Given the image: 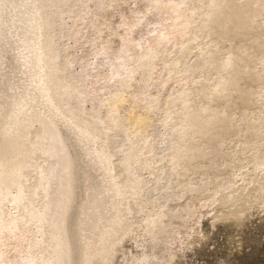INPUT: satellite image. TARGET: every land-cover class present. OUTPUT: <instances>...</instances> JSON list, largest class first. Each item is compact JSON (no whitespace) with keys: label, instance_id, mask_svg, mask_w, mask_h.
Segmentation results:
<instances>
[{"label":"bare ground","instance_id":"6f19581e","mask_svg":"<svg viewBox=\"0 0 264 264\" xmlns=\"http://www.w3.org/2000/svg\"><path fill=\"white\" fill-rule=\"evenodd\" d=\"M140 1L168 23L126 55L125 0H0V264H171L206 209L264 213V0Z\"/></svg>","mask_w":264,"mask_h":264},{"label":"rangeland","instance_id":"374dc122","mask_svg":"<svg viewBox=\"0 0 264 264\" xmlns=\"http://www.w3.org/2000/svg\"><path fill=\"white\" fill-rule=\"evenodd\" d=\"M139 1L140 0H125V3H124V5H126L125 7H128V9L132 11L131 16L133 18L131 17L132 19L131 23L135 22L136 24L139 21L134 27H131L132 29L130 28V30H128L125 33H127L128 35L130 34L129 38L132 37L131 39H135V42H137L138 39H140L141 41V38H142V41H141L142 43L139 42V40L137 42L139 45H141L139 46L140 50L138 51L137 48L129 47L130 49L128 48L127 51H130L131 53L126 52L127 53L126 55H131L132 53L134 54L136 50H137V53L143 52L142 47L144 48L147 47L148 42L150 45L151 41L154 39V35L156 36V34L160 32V30L162 31L164 29V27L162 26H165L168 23L167 17H165L167 15L165 13L163 14L162 10H155V11H152L151 13L144 12L145 5L141 1L140 2ZM5 5H6V8H13L14 3L10 1L9 3ZM88 8L89 10H91L90 5L88 6ZM44 13H47V12H44ZM113 14H115V11L113 12ZM113 21H115V19ZM20 26L22 27V24ZM4 28L5 29L3 30V33L5 34V37H9V39L12 42L18 39V36L15 34V31H13L9 26H5ZM158 28L159 29L161 28V29L158 31ZM148 29L150 30L155 29L154 31H157V32L156 33L154 32L153 34L152 31ZM91 38H92L91 36L89 38L87 37L88 40H90ZM66 44H70V42H67ZM142 44L143 45L147 44V46L146 45L142 46ZM74 50H73L74 52L73 56L75 55V58H78L80 54L82 53V50L80 49H74ZM88 51L89 50L86 51L87 54H89ZM7 52L8 51H6V53ZM11 54H13V52ZM87 54H85V57H87V60H91L92 57L91 56L88 57ZM22 58L24 60V56ZM25 58L26 60L28 59L27 54ZM12 60H14V63H15V59L12 58ZM9 66L11 70H14L13 63L10 62ZM112 80L109 81L111 85L112 83H114V81ZM50 82H53V83L45 85L47 87L48 92L52 91L50 87L56 86V83L52 80L51 76L46 79V83H50ZM106 82H107V85L111 87L109 82L108 81ZM172 83L173 82L171 81L167 83L168 87L174 88L175 84L173 85ZM107 85L106 83H104V86H107ZM166 88L163 89L164 91L162 90V93L160 94V96L161 95L163 96L166 93L165 91ZM146 93L149 94V92H146ZM9 96L10 97L13 96V91H11ZM128 108H129L128 104L124 103L121 106V111L124 112L128 110ZM34 124H37V123H34ZM37 126L36 125L33 126L34 129L31 135H33L35 131H37L38 129ZM46 139L49 141H46ZM44 140L46 143H50V147L46 146L47 147L46 150L43 151L46 155H49V152H51V154L61 155V153H59V150H60L59 147L52 146V137L51 139H49L47 135H44ZM52 180L57 182V179L55 178H53ZM2 187L4 186H0V189ZM0 198H3V197H0ZM206 211L208 212L206 213ZM5 212L8 214H11V213L13 214L14 212H16V210H11V208L5 207ZM203 215L204 217H202V215H197L199 217V219H197L199 222L195 220L197 224L195 223L194 220H190L187 222L188 224L186 223L187 228L185 227V231H182L181 235L180 233H177L179 234L178 236L177 234L175 235L177 239L174 237L175 245L173 243L174 246H172L171 250H172V255L174 253L176 257L173 255L174 257L172 260L174 261L171 260V264H264V213L263 211L257 209V211L253 213L251 220L246 221V219H244V227L239 231H236V232L234 231L235 233H233L232 229H229L222 224L219 225V224L214 223L211 218L210 209L209 210L206 209ZM140 220L141 218H138V221ZM35 230L38 231L37 228H35ZM38 237L39 239L37 238V244L41 247L44 245L40 243V240L42 239V237L40 235H38ZM49 250L52 251V248H50ZM124 250L127 252L129 256L131 255L130 257H133L136 259L138 258L140 254L139 248H137V245H134L133 243L128 242V241L125 243ZM121 257H122V254L117 257L116 264H123V260L121 259Z\"/></svg>","mask_w":264,"mask_h":264}]
</instances>
